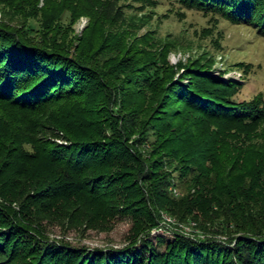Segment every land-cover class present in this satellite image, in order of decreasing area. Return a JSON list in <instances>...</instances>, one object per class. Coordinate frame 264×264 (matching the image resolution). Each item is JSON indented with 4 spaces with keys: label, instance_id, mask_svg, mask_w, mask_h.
Wrapping results in <instances>:
<instances>
[{
    "label": "trees",
    "instance_id": "1",
    "mask_svg": "<svg viewBox=\"0 0 264 264\" xmlns=\"http://www.w3.org/2000/svg\"><path fill=\"white\" fill-rule=\"evenodd\" d=\"M120 1L0 0V264H264V91L179 72ZM175 1L264 37V0ZM121 218L123 248L67 238Z\"/></svg>",
    "mask_w": 264,
    "mask_h": 264
},
{
    "label": "rangeland",
    "instance_id": "2",
    "mask_svg": "<svg viewBox=\"0 0 264 264\" xmlns=\"http://www.w3.org/2000/svg\"><path fill=\"white\" fill-rule=\"evenodd\" d=\"M156 2L150 6L138 0H122L119 5L128 15V24L136 22L138 25L134 34L143 36L149 33L155 50L162 49L165 44L170 48L169 61L176 70L182 72L180 65L185 66L198 60L212 65L209 71L215 77L239 82L242 88L237 96L241 99H252L264 91V37L259 36L253 27L235 25L225 19H213L203 12L186 9L175 0ZM45 4V0H40L39 7ZM19 16L24 17L22 14ZM39 16H31L29 19L38 21ZM70 18V13H66L63 19L65 26L69 24ZM88 24V16H81L72 25L70 34L82 36ZM188 81L184 80L187 84ZM174 181L178 184L177 188H172L176 196L187 192L186 180L176 177ZM164 217L166 222H170L167 219L169 215ZM132 226L131 219L121 218L110 232L90 230L84 237L71 231L67 238L75 245L89 248H123L129 241ZM168 228L172 229L167 225L164 229L154 230L152 234L172 236ZM186 228L192 229L189 226ZM58 233L59 230L54 235Z\"/></svg>",
    "mask_w": 264,
    "mask_h": 264
},
{
    "label": "bare ground",
    "instance_id": "3",
    "mask_svg": "<svg viewBox=\"0 0 264 264\" xmlns=\"http://www.w3.org/2000/svg\"><path fill=\"white\" fill-rule=\"evenodd\" d=\"M166 215V214H165ZM167 219L169 220V221H172V218L171 217H167Z\"/></svg>",
    "mask_w": 264,
    "mask_h": 264
}]
</instances>
